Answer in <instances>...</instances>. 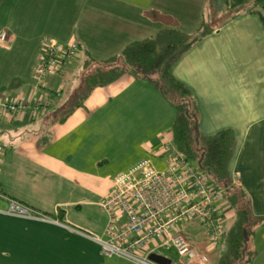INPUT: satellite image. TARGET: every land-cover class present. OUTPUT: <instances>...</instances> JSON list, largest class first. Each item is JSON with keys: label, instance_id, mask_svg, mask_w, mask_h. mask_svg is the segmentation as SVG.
I'll list each match as a JSON object with an SVG mask.
<instances>
[{"label": "crops", "instance_id": "1", "mask_svg": "<svg viewBox=\"0 0 264 264\" xmlns=\"http://www.w3.org/2000/svg\"><path fill=\"white\" fill-rule=\"evenodd\" d=\"M196 1H200L196 7L202 4L204 10L206 0ZM231 1L238 4L247 0ZM168 2L172 4L170 0H0V33L8 36L7 42L0 44V100L32 96L43 39L78 44L73 62L59 76L62 82L58 76L51 81L62 90L68 84L67 76L74 80L88 56L105 60L128 44L152 36L162 26L172 28L167 20L160 24L158 15L142 17H149L157 4ZM142 7L147 10H138ZM132 14L145 21L144 29L128 23ZM201 18L200 11L191 19L178 16L174 28L186 25L192 30L188 25H199ZM172 74L190 88L197 101L202 135L224 130L234 133L230 177L248 197L252 217L264 218V28L260 21L245 16L228 23L190 50ZM132 92L141 97L139 105L146 104V110L139 107L136 111L142 120V114L151 113L153 108L170 109L171 114L160 112L147 122L150 136L144 144L145 155L119 174L147 159L145 156L159 159L157 167L162 169L165 165L158 155L163 149L159 147L171 141V128L166 130L173 123L172 108L150 86L131 76L95 89L84 107L62 125H52L33 114L0 122V138L5 142L0 157V264H105L106 258L99 256L91 239L103 236L107 216L100 203L112 192L114 180L110 178L103 188L95 186L100 161L106 160L111 147L112 118L109 114L107 119L104 111L108 101L123 98L126 103ZM43 98L47 101L48 96ZM113 120L127 129L125 110H119ZM12 201L28 209L30 218L7 214ZM216 215L223 231L217 247L211 244L199 219L189 220L181 228L191 247L205 257L204 264H218L226 253L229 231L225 232L224 224L232 222L233 226L236 218L224 198L218 202ZM156 245L148 244L139 254H149L150 258L160 250L175 253ZM247 252L246 264H264V226L256 229ZM74 256L79 262H73Z\"/></svg>", "mask_w": 264, "mask_h": 264}, {"label": "trees", "instance_id": "2", "mask_svg": "<svg viewBox=\"0 0 264 264\" xmlns=\"http://www.w3.org/2000/svg\"><path fill=\"white\" fill-rule=\"evenodd\" d=\"M206 3L205 15L192 34L175 28H162L153 36L128 44L119 55L106 60L100 61L88 56L72 80L75 84L79 79L78 84L63 99L58 98L61 92H52L45 101L44 109L36 106L38 93L28 100H9L4 103L35 106L34 109L16 115V118L33 114L46 118L52 125H62L75 110L84 107L85 101L95 89L114 84L123 76H131L136 82L150 86L175 110L170 129L175 150L188 161L194 162L215 189L223 191L224 200L234 211L235 222L226 234L227 251L218 264H246L250 257L247 244L256 229L264 226V218L252 217L248 197L230 177L234 133L230 130L212 136L200 133L197 101L190 88L173 76L172 69L206 37L218 33L230 22L245 16H255L264 28V0H247L238 4L231 0H206ZM42 44L43 41L40 47ZM1 144L0 157L4 149ZM113 258L116 257L106 259Z\"/></svg>", "mask_w": 264, "mask_h": 264}, {"label": "built area", "instance_id": "3", "mask_svg": "<svg viewBox=\"0 0 264 264\" xmlns=\"http://www.w3.org/2000/svg\"><path fill=\"white\" fill-rule=\"evenodd\" d=\"M6 32L0 34V44L7 42ZM76 45L50 42L43 39L40 59L35 75L43 80L44 72L60 74L76 53ZM27 103L0 101V119L34 109ZM161 159L165 165L157 169L149 159H144L113 180V189L102 204L106 213V226L101 238L91 239L99 247L104 258L116 257L133 264H156L149 254L141 250L156 242V248L175 251L179 264L194 260L205 263L191 247L181 228L189 220L199 219L206 226L211 244L221 242L222 228L217 217V205L223 191L215 189L196 164L178 153L171 141L166 140ZM0 147V154H1ZM28 210V209H27ZM7 214L30 216L21 205L11 202Z\"/></svg>", "mask_w": 264, "mask_h": 264}, {"label": "rangeland", "instance_id": "4", "mask_svg": "<svg viewBox=\"0 0 264 264\" xmlns=\"http://www.w3.org/2000/svg\"><path fill=\"white\" fill-rule=\"evenodd\" d=\"M144 2H146V0H144ZM170 2H172V4L169 2L167 4H164V5L157 4L156 9L152 8L149 11V17L146 14H143L142 17L145 19H147V18L152 19L154 17V15H158L160 18V24H163L164 22L166 23L168 21V23H169L168 27L171 26L172 27L171 29H173L175 26L176 17H178V16H181L183 18L188 17V19H191V16L194 17V15L198 11H200L201 16L205 15V9L202 10L204 8V6L202 4H199V6L196 7V5H195V3H198L200 1L195 0L194 2H190V1H186V0H170ZM206 4L207 3H205V8H206ZM138 10H147V9L142 7ZM128 23H131L132 25L138 27L139 30H140L141 25L143 26V29L145 28V21L140 20L139 18L134 16V14H132ZM188 26L192 27V30H191V28H186V25H176V27L179 30H181L183 32L186 31V33H188V34L194 33L199 27V25H188ZM161 28H163V26L160 27V29ZM153 35H155V34H153ZM73 43L76 45V50H78V44L73 42L72 40L68 41L66 44L68 46H70V44H73ZM119 54H117V55H119ZM75 55H76V53H74L73 56L75 57ZM112 56H116V54L109 56V58ZM74 57L72 58L69 65L73 62ZM101 57H104V56H101ZM107 59H108V57H107ZM100 61H103V60H100ZM65 71H66V69L63 70V72L60 73L59 75L58 74L56 75L53 73L49 74L48 72H44L43 74H45V77L43 80H38L35 73H33L32 96L35 95V93H38V95L40 94L39 96L38 95L36 96L38 98V101L36 102L37 107L42 108V109L45 108L46 102L43 99L44 94L49 96L52 94V92H56V93L61 92L58 98L63 99V96L66 95L68 92H71L72 88L78 84L79 79L74 84V81H72L71 77H69V76H67L68 79H66V80L71 79V81L68 84H64L62 90H60L58 88L59 84L57 85L55 83L53 85V83H51V81L54 78L56 79V76H58L59 83L62 82V78L59 76L63 75L65 73ZM64 81H65V79H64ZM35 89H41V91H39V90L36 91ZM67 89H68V92L66 91ZM41 94H43V95H41ZM137 95H138V92L130 93L128 96H126V100H125L126 103H123L122 102L123 98H120V99H111L106 104L105 111H104V113L106 115L105 117L108 119V115L110 114V116L112 118V121H111L112 133L109 137V142H110L111 147L107 148L108 156H106V158H105L106 160L100 161V166L98 168L99 171L95 174V177H96L95 186H97V187H101V188L105 187L109 183L108 180L110 178L114 179L116 177V175L119 174L120 172H122L124 169H126V167L134 164L135 162H137L138 160L143 158V156L146 153V151H144V144H145L146 140L149 139V136H150V130H149V128H147V122L150 119H152V117L154 115L160 114V112L162 114L164 113L166 115V111H167L168 114H171L170 109L164 110L163 108H160L158 111V110L153 108L151 113L142 114V116H143V120H142L137 115L136 111L139 107H140V109H142V111L146 110V104L143 103V104L139 105L138 102L141 101V97H139ZM159 98H161L160 95H159ZM28 99L29 98L20 99V100H28ZM161 100L165 101L162 98H161ZM3 102H6V101H3ZM119 110H121V113L125 110V112L127 114V129H123L121 123L118 122L119 124H117L116 120H113L114 117L116 116V114L119 112ZM171 110L173 113V118L171 117L170 120L174 121L175 110L174 109H171ZM16 115H18V114H14L12 116L6 115L0 119V122H2L3 120L5 122H11L12 118L15 117ZM145 119H147V120H145ZM165 124L168 125V122H166ZM171 125L172 124H170L169 128H167L166 132L169 131V129L171 128ZM138 127H142L144 129L141 130ZM0 143L5 145L3 138H0ZM145 158L149 159L151 161V163L153 164V166H155L157 169H159L157 167L158 161H160L159 159L153 158L151 156L150 157L145 156ZM192 163L195 164L194 162H192ZM105 199L100 203V208H102V204L105 201ZM19 205H21V204H19ZM26 211L28 212L27 209H26ZM16 217H18V216H16ZM20 218H30V216L28 215L27 217H20ZM231 226H232V222H226L224 224L225 232H228L230 230ZM101 237L102 236H100V238ZM157 255L164 257L167 260H170L171 264H179V259H177L178 257L175 255L174 252L168 253V252L160 250V251H157ZM73 259H74L73 262H79V260H80L77 256H74ZM105 264H131V263H129L125 260H122V259L113 258V259H106ZM202 264H204V263L202 262Z\"/></svg>", "mask_w": 264, "mask_h": 264}, {"label": "water", "instance_id": "5", "mask_svg": "<svg viewBox=\"0 0 264 264\" xmlns=\"http://www.w3.org/2000/svg\"><path fill=\"white\" fill-rule=\"evenodd\" d=\"M150 259L156 264H171V261L166 260L165 258L158 255H152L150 256Z\"/></svg>", "mask_w": 264, "mask_h": 264}]
</instances>
